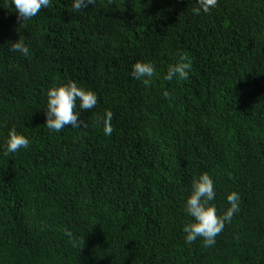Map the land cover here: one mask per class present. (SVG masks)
Listing matches in <instances>:
<instances>
[{
  "label": "trees",
  "instance_id": "16d2710c",
  "mask_svg": "<svg viewBox=\"0 0 264 264\" xmlns=\"http://www.w3.org/2000/svg\"><path fill=\"white\" fill-rule=\"evenodd\" d=\"M9 4L0 0V264H264V0H218L199 16L196 0H94L80 12L51 0L26 21ZM17 40L27 57L11 50ZM180 55L189 79L165 81ZM138 61L156 68L148 84L130 76ZM69 81L98 103L80 114L86 127L50 132L46 92ZM12 128L27 149L5 152ZM201 173L218 215L229 192L241 196L211 247L182 232Z\"/></svg>",
  "mask_w": 264,
  "mask_h": 264
},
{
  "label": "clouds",
  "instance_id": "9594fccd",
  "mask_svg": "<svg viewBox=\"0 0 264 264\" xmlns=\"http://www.w3.org/2000/svg\"><path fill=\"white\" fill-rule=\"evenodd\" d=\"M94 0H72V11L80 12L93 4ZM197 7L192 9L194 15L209 14L218 3V0H196ZM51 0H10V4L22 21L30 20L37 16L41 9L49 7ZM11 50L27 57L29 47L22 41L11 43ZM191 72V62L185 55H180L179 60L170 65L163 79L165 81H186ZM156 75V68L151 62H136L132 65L130 76L132 79L148 84ZM167 99L168 91L163 93ZM98 96L92 90H85L75 81L49 88L46 92L45 125L50 132L59 133L66 127H86L82 112L96 107ZM79 109V110H77ZM113 113L105 110L104 116L98 122L105 136H110L114 131L112 127ZM29 140L23 134L10 129L4 144L6 153H16L27 149ZM216 198V189L213 178L208 173H201L194 177L191 183L190 195L184 202L183 211L190 217L189 222L182 227L184 243L190 245L197 240H202L205 247L216 243V237L224 230L227 223H231L234 214L240 211L241 196L236 191H231L226 196L228 207L222 215L217 214V208L212 203ZM68 237L71 232L66 231Z\"/></svg>",
  "mask_w": 264,
  "mask_h": 264
}]
</instances>
